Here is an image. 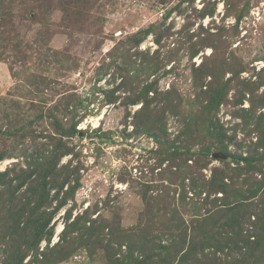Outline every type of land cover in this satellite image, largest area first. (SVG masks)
<instances>
[{
	"label": "rangeland",
	"instance_id": "rangeland-1",
	"mask_svg": "<svg viewBox=\"0 0 264 264\" xmlns=\"http://www.w3.org/2000/svg\"><path fill=\"white\" fill-rule=\"evenodd\" d=\"M0 174V264H264V0H0Z\"/></svg>",
	"mask_w": 264,
	"mask_h": 264
},
{
	"label": "trees",
	"instance_id": "trees-1",
	"mask_svg": "<svg viewBox=\"0 0 264 264\" xmlns=\"http://www.w3.org/2000/svg\"><path fill=\"white\" fill-rule=\"evenodd\" d=\"M141 33L140 31H137L135 34H133L131 37H135L136 38V44H138L139 42H141V40L143 39L142 36H139ZM2 175V174H0ZM2 181H0L1 183ZM10 183V181H9ZM7 183V184H9ZM46 184H42V193L44 192V196L40 199V201H31L29 200V202H24L21 206V203H15L14 205L11 206L10 208V212L16 211V213L18 214V216H25L27 215L28 218V224L31 225V227H35L32 236H29L26 240H25V235L24 234H19L20 236V241L23 243V241H25L26 243L29 244V249H32L34 251H38V247L37 245L40 243V241L43 239V237L45 236V234H48V240L51 239V235H52V231H50L48 229V226L52 220V214L51 213H43V212H39V210L41 211V207L43 205H45L44 207H46V198H47V194L48 191H46ZM76 189V188H75ZM65 204V202L62 200L58 207L56 209H58L60 206H63ZM20 206V207H17ZM4 206L1 208L4 211ZM27 210H29V213H26ZM46 210V209H45ZM46 212V211H45ZM69 216H67L66 218H68ZM17 225H19V222L17 223ZM19 231H15V233H10L9 236H14L16 235V233ZM21 233V232H20ZM51 253H48L47 251L44 252L43 258L45 257L44 260H40L39 258H37L35 261L33 262H45L46 264H55L59 261H62L63 259H65V257H67V254L62 253V251H58L57 249V245H53L51 247H49V249ZM41 255H43V252L41 253ZM37 256V255H36Z\"/></svg>",
	"mask_w": 264,
	"mask_h": 264
}]
</instances>
